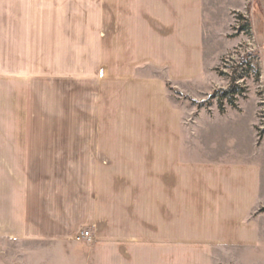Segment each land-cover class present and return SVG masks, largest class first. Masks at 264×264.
Returning <instances> with one entry per match:
<instances>
[{"label":"crops","instance_id":"crops-1","mask_svg":"<svg viewBox=\"0 0 264 264\" xmlns=\"http://www.w3.org/2000/svg\"><path fill=\"white\" fill-rule=\"evenodd\" d=\"M247 2L264 96V0ZM246 4L104 0L88 129L77 117L66 128L63 75L10 83L0 239L31 244L26 264H209L229 250L252 255L220 264H264L256 99L201 109L189 123L169 92L211 90L234 46L229 15Z\"/></svg>","mask_w":264,"mask_h":264},{"label":"rangeland","instance_id":"rangeland-1","mask_svg":"<svg viewBox=\"0 0 264 264\" xmlns=\"http://www.w3.org/2000/svg\"><path fill=\"white\" fill-rule=\"evenodd\" d=\"M247 1L244 0L247 4L242 5V10L229 15L228 38L234 46L214 69L217 83L210 91L169 86V92L172 100L190 111L192 123L197 111L218 109L216 100L210 99L214 92L226 91L233 85L239 92L233 95L235 108L249 98L256 99L258 144H264L259 47L250 28L248 32L241 31L242 23L237 22L238 16H242L250 26L254 5ZM104 18V0H0V120L7 119L11 112L7 93L10 83L24 77L50 80L60 74L64 77L66 128H73L77 117L80 128L88 129L92 123L88 122L87 93L89 83L95 80L96 62L99 68L104 60ZM224 102L223 108L227 106ZM258 210L264 214V205ZM31 247L24 242L0 239V264H26V253ZM249 253L229 250L222 258L231 263L234 256L245 261L251 257ZM219 260L224 263L218 257L209 264H220Z\"/></svg>","mask_w":264,"mask_h":264},{"label":"trees","instance_id":"trees-1","mask_svg":"<svg viewBox=\"0 0 264 264\" xmlns=\"http://www.w3.org/2000/svg\"><path fill=\"white\" fill-rule=\"evenodd\" d=\"M246 19H244V17L242 16H238L237 18V22L238 23H242L239 28L241 31H247L250 28L249 24L247 23V21H245ZM237 67L235 69V73L238 71ZM239 93L238 91H236V87H234L233 85L229 86V88L226 91H216L214 92L210 99H215L217 102V107L219 112H223L224 108H223V101H225L224 103L227 104V106L235 108V101L233 100V95Z\"/></svg>","mask_w":264,"mask_h":264},{"label":"built area","instance_id":"built-area-1","mask_svg":"<svg viewBox=\"0 0 264 264\" xmlns=\"http://www.w3.org/2000/svg\"><path fill=\"white\" fill-rule=\"evenodd\" d=\"M82 238H87V239H89V238H90V234H89V232H88V231H84V232H82V233L79 235V237H77L78 240H80V239H82Z\"/></svg>","mask_w":264,"mask_h":264}]
</instances>
